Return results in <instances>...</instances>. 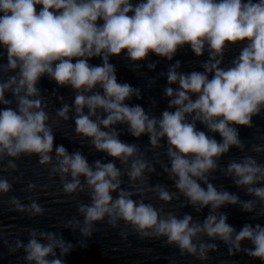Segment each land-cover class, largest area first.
Returning a JSON list of instances; mask_svg holds the SVG:
<instances>
[{"label":"clouds","instance_id":"9594fccd","mask_svg":"<svg viewBox=\"0 0 264 264\" xmlns=\"http://www.w3.org/2000/svg\"><path fill=\"white\" fill-rule=\"evenodd\" d=\"M185 47L207 59L202 70L181 71L177 60L160 73L167 81L166 109L157 115L128 103L141 99V90L118 81L113 57H123L135 71L147 62L151 71L157 66L151 56L171 62ZM234 48L238 53L225 64ZM0 49V60L6 57L0 62V162L6 160L0 171H17L16 160L36 156L65 195L87 196V202L77 201L78 216L65 221L67 229L87 240L97 224L115 229L122 222L121 237L163 240L201 264L219 250L217 241L229 256L243 253L264 264V226L245 223L237 230L221 211L238 206L253 220L264 218V163L257 158L264 143L251 144L250 155L239 133L264 113V0H0ZM45 77L71 89L72 102L53 93L60 103L53 112L39 86ZM70 120L82 142L112 159L89 163L80 150L55 145L54 126ZM121 125L137 140L148 137V151L175 191L150 183L156 167L137 143L120 139ZM232 148L242 155L222 166ZM217 172L250 199L212 183ZM125 176L128 188L122 187ZM35 190L31 182L25 189ZM11 191L13 184L0 176V195ZM146 192L162 202L159 208L145 202ZM180 197L197 213L207 208L206 217L165 211ZM28 199L9 197L8 211L44 215V207ZM24 231L27 242L16 239L9 252L22 251L25 264H66L75 248L62 232Z\"/></svg>","mask_w":264,"mask_h":264}]
</instances>
